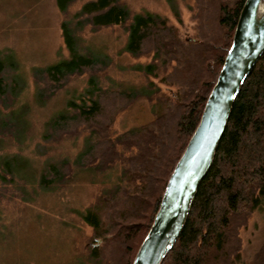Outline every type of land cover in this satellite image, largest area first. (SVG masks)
<instances>
[{
  "label": "trees",
  "instance_id": "16d2710c",
  "mask_svg": "<svg viewBox=\"0 0 264 264\" xmlns=\"http://www.w3.org/2000/svg\"><path fill=\"white\" fill-rule=\"evenodd\" d=\"M77 1L55 0L64 15L60 31L68 56L37 70L35 77L44 83L45 91L55 92L72 75L105 67L103 59L80 51L78 34L86 27L112 25L125 27V50L129 54H151L140 71L159 78L169 89L168 93H158L157 100L163 106L151 122L110 137L114 117L139 93L103 89L92 76L87 100H69L68 112L57 113L48 123L56 133L70 134L83 126L95 137L77 158L79 166L103 170L117 161L123 164L125 181L99 197L104 204V220L92 210L82 219L96 237L107 235L102 245L92 250L95 258H101L102 264H131L169 175L198 124L245 0H194L195 24L190 39L183 38L177 27L158 15L132 13L121 0H86L70 15L68 8ZM10 59V55L0 56V98L9 92L3 73L12 63ZM44 95L41 93L40 99ZM4 159L0 158V183L26 177L22 174L27 166L24 158ZM69 172L67 161L62 166L48 165L38 183L47 188L61 182ZM263 196L264 52L234 100L213 163L198 186L177 241L161 264H237L239 230ZM140 219H145L143 225L136 223ZM137 235L138 242L132 244Z\"/></svg>",
  "mask_w": 264,
  "mask_h": 264
},
{
  "label": "rangeland",
  "instance_id": "374dc122",
  "mask_svg": "<svg viewBox=\"0 0 264 264\" xmlns=\"http://www.w3.org/2000/svg\"><path fill=\"white\" fill-rule=\"evenodd\" d=\"M84 1L70 5L69 14ZM121 3L132 13L166 19L183 38L190 39L194 33V0ZM63 16L55 0H0V56L10 55L12 59L3 73L9 92L0 98V158L8 161L17 156L27 161L22 171L26 177L0 183V264H102L92 250L102 245L107 235L96 237L82 216L92 210L104 220V204L99 197L125 181L123 164L117 161L103 170L79 166L77 158L95 137L83 126L70 134L56 133L48 123L57 113L68 112L69 100H87L92 76L103 89L139 93L114 117L110 137L151 122L163 106L157 100L158 93L169 92L159 78L140 71L151 54H129L125 50V27L115 25L86 27L78 34L80 51L103 59L105 67L72 75L55 92L45 91L44 83L35 77L37 70L68 56L60 31ZM41 93L47 95L40 99ZM117 148L121 150L122 146ZM63 161L70 166L69 174L61 182L41 187L40 174L48 165L62 166ZM32 175L35 178L28 177ZM144 222L140 219L136 223ZM139 235L132 244L138 242ZM239 236L237 264H264V196Z\"/></svg>",
  "mask_w": 264,
  "mask_h": 264
},
{
  "label": "water",
  "instance_id": "95a60500",
  "mask_svg": "<svg viewBox=\"0 0 264 264\" xmlns=\"http://www.w3.org/2000/svg\"><path fill=\"white\" fill-rule=\"evenodd\" d=\"M263 52L264 0H245L198 124L169 175L153 221L131 264H161L173 248L198 186L213 163L234 100Z\"/></svg>",
  "mask_w": 264,
  "mask_h": 264
}]
</instances>
